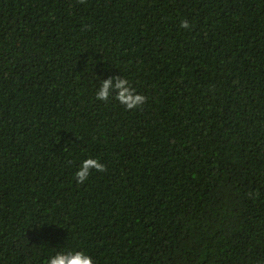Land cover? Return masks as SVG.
<instances>
[{
  "label": "trees",
  "instance_id": "16d2710c",
  "mask_svg": "<svg viewBox=\"0 0 264 264\" xmlns=\"http://www.w3.org/2000/svg\"><path fill=\"white\" fill-rule=\"evenodd\" d=\"M70 248L264 264V0H0V264Z\"/></svg>",
  "mask_w": 264,
  "mask_h": 264
},
{
  "label": "clouds",
  "instance_id": "9594fccd",
  "mask_svg": "<svg viewBox=\"0 0 264 264\" xmlns=\"http://www.w3.org/2000/svg\"><path fill=\"white\" fill-rule=\"evenodd\" d=\"M80 2L84 3V0H80ZM181 27L190 29L191 25L187 20H182ZM95 96L97 100L101 101H108L110 97L114 96V99L126 110L139 109L148 99L144 94L138 93L129 80L121 75L102 79ZM93 170L105 172L107 165L97 158L88 157L84 159L75 172L77 182L83 184L88 180ZM44 264H96V261L86 250L70 248L65 251H57L45 260Z\"/></svg>",
  "mask_w": 264,
  "mask_h": 264
}]
</instances>
